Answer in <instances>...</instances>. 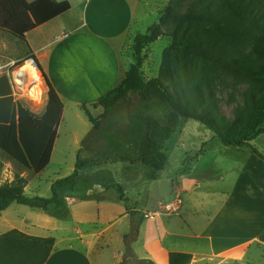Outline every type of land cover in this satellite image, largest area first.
Segmentation results:
<instances>
[{"label":"crops","instance_id":"0c3cea01","mask_svg":"<svg viewBox=\"0 0 264 264\" xmlns=\"http://www.w3.org/2000/svg\"><path fill=\"white\" fill-rule=\"evenodd\" d=\"M56 1H68L71 9L26 33V42L2 31L0 36L14 39L24 49L22 58H35L40 64L64 104L62 118L68 110L86 113L83 106L90 114L92 109L102 111L100 117L104 109L96 106L97 102L120 86L131 67L138 65L134 39L146 34L155 22L142 32L145 13L141 6L146 0ZM166 1L153 0L154 12ZM6 58L0 55V64ZM91 130L86 128L82 135L76 132V143L83 142ZM263 134L243 147L225 146L227 151L233 149V155L226 159L230 166L219 170L215 167L217 152L209 149L199 153L193 166L185 151L182 166L172 168L169 139L164 147L168 163L156 179L143 167L139 176L122 179L127 182L123 189L130 199V211L119 200L117 188L94 185L77 192L64 186L57 188V202L49 211L29 207L18 230L55 238L46 264H137L126 260L125 243L133 230L134 212L139 235L131 248L138 260L169 264L170 253H183L192 256L191 264H255L256 252L264 251V160L255 153L264 156V148L257 143ZM3 163L16 170L3 181L12 182L20 175L28 180L25 194L40 197V187L31 188L43 172L28 171L6 155ZM227 172L231 178L226 177ZM53 181H48L51 189ZM30 189L32 194L27 193ZM94 194L98 197H89ZM66 229L70 231L60 237L51 235Z\"/></svg>","mask_w":264,"mask_h":264},{"label":"trees","instance_id":"16d2710c","mask_svg":"<svg viewBox=\"0 0 264 264\" xmlns=\"http://www.w3.org/2000/svg\"><path fill=\"white\" fill-rule=\"evenodd\" d=\"M70 9L68 1L0 0V31L26 42V33ZM169 24L177 26L180 33L174 36L173 46L165 52L158 77L145 80L140 71V55L157 37L151 26L148 33L138 34L134 39L133 50L139 57L138 65L131 67L120 86L97 102L96 106H101L104 114L95 119L83 106L93 129L82 143L73 174L53 183L52 197L27 196L28 180L20 175L12 182L3 181V162H0V214L14 203L49 211L57 202V188L70 186L76 191L94 185H102L107 190L117 188L119 200L130 211V199L112 173L101 170L94 175L92 171L101 169L104 164L120 162L125 165L124 171L129 178L139 176L143 167L156 179L168 163L165 142L177 133L181 118L203 119L195 102L185 99L184 89L174 82L183 79L188 96L196 98L200 104H207L209 86L206 83V92L202 88L200 65L216 66L256 84L252 96V107L257 110L255 119L246 121L237 131H224L209 123L222 143L228 147H243L261 133L264 72H254L248 66L233 62L222 51L226 47L244 46L252 40L253 53L264 58V0H170L160 18L161 26ZM38 65L48 87L47 104L42 114L33 113L24 102H15L9 78L6 75L0 77V150L8 159L35 174L44 172L50 164L64 111L59 94ZM156 106L171 112L162 117L156 114ZM126 124L130 125V132L126 130ZM255 153L264 160L262 154ZM107 174L112 176L109 182L99 179ZM131 215L133 230L125 237L126 260L155 264L151 260H138L133 254L131 244L139 235V221L134 212ZM54 246L55 238L34 237L13 229L0 235V264H46ZM192 259L189 254H169V264H191Z\"/></svg>","mask_w":264,"mask_h":264},{"label":"rangeland","instance_id":"374dc122","mask_svg":"<svg viewBox=\"0 0 264 264\" xmlns=\"http://www.w3.org/2000/svg\"><path fill=\"white\" fill-rule=\"evenodd\" d=\"M162 1L166 0H158L159 3ZM169 2L170 0H167L164 4L158 5L156 13L154 12L155 8L153 7V0H146V2L143 1L141 6V12L143 14L145 13L143 23L140 25L142 32L146 33V27L155 22L151 26H153V33L157 36L155 41L147 45L140 55V71L142 72L145 80H150L159 76L164 60V54L173 46L174 36L176 34L179 35L180 33L177 26H172L170 24L167 26L160 25V18ZM252 46L253 41L249 40L246 44H244V46L224 48L222 54L233 62L250 67L254 72H264V58L254 54ZM23 54V47L17 44L14 39H11L7 35L0 36V55L7 57L4 62H1L0 66L6 69L12 65L6 64L9 60L17 59L13 63V70L20 71L25 64L30 63L29 61L32 60L22 58ZM133 55L139 63V57L136 55L134 50ZM207 65L208 64L199 66V77L202 79V83H204V85H202V83L201 85L202 88L205 89V92L207 91L206 83L209 86V90L207 91L209 102L207 104L202 103V105L196 98H193L192 96L189 97L190 95L188 96L183 79H180V82L179 80L174 81L178 86L180 85L179 87L184 89L185 99H191L192 102H195L196 106H198L197 110L200 112L203 119L193 120L185 117L181 118L177 133L171 138V140H169V147L170 149L173 148L170 159L172 168H180L182 166L181 159L184 157L185 151L188 156L187 159L191 160L190 166H193L192 161H197L199 153H204L208 149L217 152L218 157L215 162V167L217 168L216 170L230 166V161H227L226 159L229 158V155H233V151H231L233 149L230 148L229 151H227L228 149H225V145L218 138L212 128L209 127V123L224 131H228L229 129L237 131L242 128L246 121L255 119L257 115V110H254L252 107V96L256 89V84L250 80L232 76L216 66ZM47 96L48 95H45V98L41 102L37 98L34 100L26 98L24 104H26V106L29 107L33 113L42 114L47 104ZM91 112L92 117L97 119L102 111L92 109ZM155 112L157 115L166 117L169 115L171 110L166 109L163 106H156ZM114 120L118 122L116 118H114ZM86 128L90 130L93 129V123L90 121L88 114L83 111H77L76 109L74 111H66L61 123L59 124L58 141L54 157L49 166L43 172L41 179L35 182V185L31 188L35 189L40 187V197L50 198L53 196L52 189L48 184V181L54 180L53 182H55L73 174L78 161L77 152L78 149L82 148L83 143H76L75 133L78 132L79 135H82L84 134ZM126 130L129 132L131 131L129 124H126ZM261 130L260 134L264 132V124L262 125ZM91 131L83 137V141L90 135ZM181 142H183V145H178ZM257 143L260 147L264 148V134L257 140ZM182 146L187 147V149H183ZM4 158L5 155H3L0 151V162H3ZM205 162L209 163V161ZM14 167L15 166H13V168H6L3 163L2 180H4L5 176L9 177L12 171L13 173H16ZM124 167L125 165H122L120 162L108 163L107 165H102L101 169L95 168L92 173H97L101 170L107 172L109 171L112 173L115 181L123 186L127 182L122 179L128 175L127 172L124 171ZM6 169L8 170L6 171ZM220 172L221 171H219V174ZM96 173L94 175H96ZM230 173L231 172H227L226 177L231 178L232 175ZM213 174H215V170L212 175ZM112 176L107 174L104 178V176L101 175L99 179H106L109 182ZM31 189L27 191L28 194H32L33 191ZM80 189L81 191L86 192L90 188ZM29 209L30 208L27 206L14 204L9 210L3 212L0 215V235L10 231L11 229H21L23 225L22 219L25 216L26 211ZM68 225L69 223H67V226ZM69 231L70 229H66L64 233L56 232L51 235L60 237ZM258 255L264 256V251L256 252V259L258 261H256L255 264H264V258L260 259L262 256Z\"/></svg>","mask_w":264,"mask_h":264},{"label":"built area","instance_id":"2783aa9c","mask_svg":"<svg viewBox=\"0 0 264 264\" xmlns=\"http://www.w3.org/2000/svg\"><path fill=\"white\" fill-rule=\"evenodd\" d=\"M29 62H32L34 64L36 70L39 72V75H40V79L38 81V82H40V85H41L39 96L38 95L34 96L31 93L32 86L33 85L35 86L37 84L35 82V80L31 81L28 78L27 74L21 75L17 72L18 70H16V71L13 70L14 64H12L11 66H9L6 69H4V67L0 66V77L2 75H6L9 78V82L11 85L12 94H13L15 102H24L26 98H31L32 100L37 98L41 102L45 98L47 84H46V81L44 79V76H43L38 64L36 63V61L34 59L30 60Z\"/></svg>","mask_w":264,"mask_h":264},{"label":"bare ground","instance_id":"6f19581e","mask_svg":"<svg viewBox=\"0 0 264 264\" xmlns=\"http://www.w3.org/2000/svg\"><path fill=\"white\" fill-rule=\"evenodd\" d=\"M19 74L21 75H24V74H27L28 75V78L33 81L35 80V82L37 83L35 86L33 85L31 90H32V94L34 96L36 95H40V82L39 79H40V75H39V72L36 70L34 64L32 62L30 63H27L25 64L22 69L20 71H17ZM37 80V81H36Z\"/></svg>","mask_w":264,"mask_h":264}]
</instances>
